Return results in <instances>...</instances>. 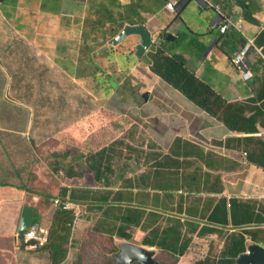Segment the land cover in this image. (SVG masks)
<instances>
[{
  "label": "crops",
  "instance_id": "obj_1",
  "mask_svg": "<svg viewBox=\"0 0 264 264\" xmlns=\"http://www.w3.org/2000/svg\"><path fill=\"white\" fill-rule=\"evenodd\" d=\"M176 1L177 11L173 12L168 4ZM214 1L167 0L166 4L163 0L117 2L119 7L126 10L131 8L136 14L148 18L145 25L149 27L153 37L155 34L160 37L165 32L173 34L174 38L169 41L175 42L186 34L182 30L192 34V37H188V43H192L189 54L187 50H177V54L186 59L187 66L195 72L196 77L213 91L210 94L211 101L215 102L214 109L218 115L210 114L191 101L180 100L176 104L169 102L165 108L168 111H174L175 105L180 108L191 105L192 121L185 124L188 122L185 117L162 119L170 127L162 132L171 135V147L166 153L147 154L146 158L149 156L153 168L150 175L146 171L142 172L139 166L135 175L129 177L133 173V163H127L123 171L117 168L115 161L118 156L110 145L105 148H109L111 158L108 157L109 160L102 163L101 169L98 167L99 172L98 169H89V164L82 158L85 156L83 154H77L79 159L85 160L80 163L79 168L68 162L69 152L62 156L58 153L48 155L61 157L65 162H59L61 168L55 170L56 175L52 174L54 177L50 175V181L54 180V183L39 190L27 183L10 182L13 175L19 178L22 172H32V168L21 164L22 168L12 166L13 154L9 146L0 140L5 155L10 159L9 166L4 169L6 181H0V222L5 218L13 222L5 230L0 226V264H75L80 252L73 255V251L84 245L90 232L114 237L119 244L130 242L153 249L158 257L164 255V250L159 246L166 241L163 239L166 236L163 230L167 227H171L167 234L171 244L178 243L180 238L186 242L192 232V244L188 249L191 251L195 244L214 240L221 232L227 233L226 247L232 238L240 241L241 236L246 238L247 250L254 244L264 247V29L261 25L264 0ZM1 2L4 0H0ZM70 2L76 3L75 0H60L59 7L56 8L51 3L45 5L41 0H16L10 3L11 7L0 6V46L4 53L3 60L0 59V119L5 120L2 125L14 124L7 122V119L15 118V113L22 120L19 125L24 127L37 126V118L38 122L43 120L38 126L45 125L50 129L53 125L63 123L61 120L57 121L60 118H57L56 113L51 112L53 105L45 94L40 99H26L22 92L14 91V87L18 86L14 85V77H25L28 69L33 70L28 72L35 74L36 67L34 64L25 65L27 60L14 62V58L8 59L13 55L21 56L24 50L16 48L7 53L15 45L9 43L7 36L11 27L15 30H33L29 37L34 42L38 39L46 41L51 30L60 31L62 27L70 25L72 20L68 17H72L78 25L82 22L80 16L85 15L83 5L78 10L70 7ZM243 4L250 6L249 10L260 22L245 20ZM216 6L226 16L240 20L247 38L253 39L255 46L261 49L260 52L252 50L248 75H243L219 48V33L214 27L218 15ZM58 13L64 21L51 19L57 18ZM38 16H42V20L46 22V33L40 35L43 37L37 33L40 27L31 25L36 23ZM134 37L140 41V37ZM30 41L27 39V42ZM163 43L166 42L162 41L161 44ZM33 46L31 44V48ZM74 55L77 62H82L78 54ZM67 62L68 60H60L58 64L66 69ZM5 67L10 69L12 77L6 74ZM74 71L82 77L81 71ZM78 117L82 118L83 114H79L75 120ZM181 126H187L188 129ZM58 131L59 128L52 130L47 135L48 141ZM24 132L25 128L10 132L8 138L15 145H20L17 151L21 155L25 158L32 157L33 163L37 164L38 154L29 146L30 143L37 142L30 135L25 136ZM134 152L137 155L130 157V162L134 158L139 162L143 159V154H146L139 150ZM156 159L161 162H156ZM57 163L54 160L49 165L54 167ZM59 172L61 179L57 176ZM21 178L23 180V176ZM55 199L71 203L72 209L64 211L56 208ZM130 205L144 211L146 214L140 212V216L148 218L155 214L149 213L150 207H158L157 214L163 225L157 224L154 229L157 231L154 245H147L146 242L141 244L136 240L123 241L117 233L119 230H130L133 219L129 212H116L114 206H123L125 209ZM25 207L34 209L35 225L46 226L50 230L48 244L41 249H28L17 237ZM171 217L174 219L170 225ZM176 222H180L178 229L175 227ZM153 231L147 236L152 235ZM189 253L187 251L182 256L179 252L178 264L188 261Z\"/></svg>",
  "mask_w": 264,
  "mask_h": 264
},
{
  "label": "rangeland",
  "instance_id": "obj_2",
  "mask_svg": "<svg viewBox=\"0 0 264 264\" xmlns=\"http://www.w3.org/2000/svg\"><path fill=\"white\" fill-rule=\"evenodd\" d=\"M15 1L4 0L0 3V6L11 7L10 3ZM34 1L39 2V0ZM59 1L41 0L45 5L51 3L56 8L59 7ZM75 2L77 4L70 2V7L78 10L83 7L85 15L84 17L79 15L82 22L76 25L74 19L68 17L72 20L70 25L67 28L62 27L60 31L57 29L51 30L46 41L38 39L34 42L29 37V33L33 30H15L11 27L8 30L7 39L9 43L15 45L10 47L7 53L16 48L24 50L21 56L13 55L8 59L14 58V62L27 60L24 63L25 65L34 64L36 67L35 74L28 72L31 70L28 69V74L25 77H14L16 78L14 85H18L14 87V91L22 92L26 99H40L45 94L51 102L50 104L53 105L51 112L56 113L57 118H60L57 121L61 120L63 122L59 123V126L53 125L50 129L49 126H38L43 122V120L38 122V118L36 119L37 126L24 127L19 125L22 120L18 118L17 113H15V118L7 119V122L14 123L9 126L2 125L1 123L5 120L0 119V140L9 146L13 154L12 166L22 168L21 165H29L32 168L30 169L32 172H22L19 178L13 175L14 177L10 180L11 183H27L35 189H46L54 183V180L50 181V178L56 175L57 170L55 171V168L59 170L61 168L58 163L65 162L61 157L48 155L58 153L62 156L69 152L68 158H70V161L68 162L74 163L75 167L79 168L80 163L85 162V160L79 159L77 154L88 157L91 152H97L110 145H112L118 156L115 161L117 168H125L127 163H133L131 165L133 173H130L129 177L135 175L134 173L139 166L142 172L146 171L145 173L150 175L153 168H151L149 156L148 159L146 158L147 154L166 153L170 151L171 147L169 143L172 140L171 135H165L162 132L170 127L162 119L185 117L188 121L185 124H188L190 120L192 121L191 105L190 107L184 105L182 108L175 105L174 111L165 109L168 107L169 102H175L176 104L180 100H191L180 91L173 89L170 84L157 75L153 71V64L151 63L153 55L160 53V46H163L165 52L169 55L171 53L177 54V50H187L188 53V50H192V43H188V37H192V34L182 30V33L186 34L181 39L175 42H168V39H166V43L163 44H161L163 39L155 34L154 41L156 45L152 47L147 56L139 59L136 55L137 46L140 42L139 38L136 39L134 36H130L117 45L111 44L112 39L124 29V27L121 29L120 26L129 15L128 10L118 6V0H115V3L114 0H75ZM213 2L215 1L213 0ZM163 3L166 4L167 0H163ZM119 13L120 15H118ZM142 18L141 23L145 25L148 18L143 16ZM51 19L58 22L64 21L61 14L57 15V18L52 17ZM96 21L101 25L95 27L94 23ZM45 24L46 22L42 20V16H38L36 23L31 25L37 28L40 27L37 30L40 36L46 33L44 30ZM25 38L26 41H24ZM27 39L31 40L30 43L27 42ZM31 44L34 45L32 48ZM61 52L64 54H60ZM74 54H78L82 58V62H77ZM3 57L4 53H2L0 46V59L3 60ZM60 60L63 62L68 60L66 69L58 64ZM5 68L6 74L12 77L10 69ZM13 69H15V66ZM74 70H77L78 73L81 71L82 77L76 74ZM32 75H35V77ZM146 93L150 95L148 101L145 99ZM27 94H31V96ZM81 99L83 103H81ZM81 113L83 117H78L75 120V117ZM72 123L74 124L70 126ZM181 127L188 129L187 126ZM24 128V135H30L37 142H29L31 149H35L38 154L37 164L33 163L32 157L25 158L21 155L17 151L20 145L18 143L15 145L14 141L8 138L10 132L22 131ZM57 128H59V131L48 141L47 135ZM131 148H135V150ZM22 150L29 149L22 148ZM137 150L146 154H143V159L141 158L139 162H136L135 158L130 162V157H135L137 154L134 151ZM4 152L5 149L0 144V175L2 176L0 181H6V171L4 169L10 163V159ZM54 160L58 162L57 165L50 167L49 163ZM156 162L161 161L156 159ZM141 169L139 168V173ZM166 173L170 174L168 171ZM50 175L52 176L50 177ZM57 176L60 179L62 177L60 172ZM55 207L63 210L61 205ZM114 209L116 212H129L133 219V226L130 230L117 231L123 241L136 240L141 244L147 241L156 242L157 231L154 229L157 224L163 225L157 214V206L152 205L150 207L149 213H155L150 218L140 216V212L142 214L146 213L131 205L125 209L123 206H114ZM173 219L174 217L170 218V225ZM179 223L176 222L175 224L177 229L180 228L178 227ZM11 224L13 222H10L7 218L0 222L3 230ZM170 230L171 227L163 230L166 235L165 238H167ZM151 231H153L152 235L147 236ZM91 233L93 232L88 235ZM226 234L221 232L219 237L214 240L201 241L193 246L192 251L188 250L192 244V232L190 239L186 242L182 238L179 239L178 243L180 245L178 243L171 244L169 240L164 241L163 244L166 247L169 245L178 248L186 246L184 251L190 253L188 254V261H185L184 264H218L222 259L229 257L225 252ZM122 243L130 242H121L120 244ZM88 247L90 248L81 245L79 249L73 251V255L81 252V259L84 264H106L103 261L104 256H100L99 260L92 251L96 252L99 248L101 252H106L108 248L97 247L96 242L90 243ZM181 255L184 254L181 253ZM171 257L167 258L164 255L160 259L161 262L166 261L168 264H177ZM76 260H79L78 256ZM222 264H227L226 260H223Z\"/></svg>",
  "mask_w": 264,
  "mask_h": 264
},
{
  "label": "trees",
  "instance_id": "obj_3",
  "mask_svg": "<svg viewBox=\"0 0 264 264\" xmlns=\"http://www.w3.org/2000/svg\"><path fill=\"white\" fill-rule=\"evenodd\" d=\"M115 3V0H114ZM244 3V2H243ZM249 7H246L243 4V13L245 20L251 23H258L260 22L259 19H256L254 17V14L249 10ZM129 12L127 15V18H125L124 23L120 26L121 29L125 27L127 24L130 25H138L143 24L142 21V15L136 14L133 9L128 8ZM134 14V15H132ZM120 15V13L118 14ZM138 15L139 17H137ZM233 17V16H232ZM135 18V19H133ZM118 22V21H116ZM98 25H101L98 21L94 23L95 27H98ZM120 29V30H121ZM219 33V32H218ZM170 35V34H169ZM167 33L163 32L160 35V38L165 41L168 36ZM169 42V40H168ZM219 48L232 60L233 57L242 51L243 47L247 44V41L245 37L237 32L235 29H230L226 34H219ZM160 53L154 54L151 60V63L153 64V71L159 75L161 78H163L168 84H170L173 88L183 93L191 102H194L197 106H199L201 109L209 112L210 114L217 115V111H215L214 106L215 102L211 101V92H213L209 86L202 83L197 77L195 72H193L186 64V60L184 57L175 54L169 55L165 52L163 46H160ZM253 51L250 52V54L247 56L249 61V56L251 55ZM109 148H105L101 150L99 153H93L91 152L88 157L82 156V158H85L86 162L89 164V168L92 170L98 169V167L101 169L103 167V162L105 160H109ZM60 164V163H58ZM123 171V168H120ZM55 170H59L55 168ZM100 170L98 169V172ZM97 172V173H98ZM73 176V175H72ZM98 178H101V175H98ZM237 236V235H235ZM157 238V234H156ZM164 240H168V238H163ZM151 240V239H150ZM240 241H237V239L234 237L232 238L231 242L229 243V246L226 247V254H228V258L222 259L220 264H222L223 260H226L227 264H235L236 259L246 253L247 247H246V238L241 236L239 238ZM256 241V240H255ZM96 242L97 247H106L108 250L106 252H101L99 248L96 252L92 251L94 255L100 260V256H104V260L106 264H116L115 256L117 253L121 251L120 244L116 242L114 237H108L103 235H94L90 234L88 238L86 239V243L84 244L85 247L88 249L90 247V243ZM242 242V243H241ZM147 245L151 243V246L154 245V241H147ZM95 245V244H93ZM92 245V246H93ZM113 248H110V247ZM159 248L164 250L165 257L172 256L173 259L176 261V263H179V252L182 254L185 253L186 246H182L181 250L177 246H171L169 245L166 247L164 244L160 245ZM175 253V254H174ZM174 254V255H173ZM161 255V256H164ZM176 255V256H175ZM161 256H158V259L161 261ZM178 256V257H177ZM171 257V258H172ZM79 260L76 261L75 264H84L82 261V253L80 252L78 256ZM163 264H168L166 261H162ZM134 264H138V262H135Z\"/></svg>",
  "mask_w": 264,
  "mask_h": 264
},
{
  "label": "water",
  "instance_id": "obj_4",
  "mask_svg": "<svg viewBox=\"0 0 264 264\" xmlns=\"http://www.w3.org/2000/svg\"><path fill=\"white\" fill-rule=\"evenodd\" d=\"M130 36L140 37L136 55L142 59L155 45L154 37L149 27L144 24L126 25L124 29L112 39L111 44L117 45ZM174 35L170 34L168 40H172ZM149 93H146L147 100ZM34 209L25 207L22 212L18 231L22 233L28 230L33 223ZM121 251L116 254V264H163L157 259L156 251L133 243L120 244ZM235 264H264V247L258 244L251 245L245 254L239 256Z\"/></svg>",
  "mask_w": 264,
  "mask_h": 264
},
{
  "label": "built area",
  "instance_id": "obj_5",
  "mask_svg": "<svg viewBox=\"0 0 264 264\" xmlns=\"http://www.w3.org/2000/svg\"><path fill=\"white\" fill-rule=\"evenodd\" d=\"M178 2H170L168 4V8L176 12L177 11ZM212 6V5H211ZM217 9V19L214 25L215 28L218 29L219 34H226L230 29H235L237 32L241 33L244 37L247 38L246 33L243 31V27L241 21L234 19L233 17L226 16L221 12L219 6H216ZM261 25L264 29V17L261 19ZM252 50H256L258 52L261 49L257 48L254 44V40L247 38V44L243 47L242 51L237 53L233 59L232 63L236 66L243 75L249 74V61L248 55ZM55 205H61L60 200H55ZM64 209L70 208L68 204L64 205ZM49 230L47 228H34L28 231L25 235L20 236L22 242L27 245L29 248H36L38 246H44L47 243Z\"/></svg>",
  "mask_w": 264,
  "mask_h": 264
},
{
  "label": "clouds",
  "instance_id": "obj_6",
  "mask_svg": "<svg viewBox=\"0 0 264 264\" xmlns=\"http://www.w3.org/2000/svg\"><path fill=\"white\" fill-rule=\"evenodd\" d=\"M247 39V38H246ZM155 45H156V43H155ZM148 55V53L146 54V56ZM55 200H57V199H55ZM55 200H54V205H55ZM61 202V201H60ZM66 204H68L69 206H70V208H68V209H64L63 207H64V205H66ZM55 206H57V205H55ZM61 206H62V208H63V210L64 211H66V210H70V209H72V204L71 203H69V202H61ZM36 223L34 222V223H32V226L28 229V230H26V231H24V232H22V233H19V231H18V233H17V237H18V239L21 241V243H23L22 242V240H21V238H20V236H22V235H25L28 231H30L31 229H34V228H47L48 230H49V228L48 227H46V226H40V225H35ZM49 234H50V230H49ZM49 234H48V239H49ZM48 239H47V243L44 245V246H38V247H36V248H29L27 245H25L24 243V245L26 246V248H28V249H35V250H37V249H41V248H43V247H45L47 244H48ZM134 244V243H133ZM249 249V248H248ZM248 251V250H247ZM246 251V252H247ZM245 254V253H244ZM157 256V255H156ZM241 256V255H240ZM239 258V257H238ZM237 258V259H238ZM157 259H158V257H157ZM236 259V260H237ZM159 260V259H158ZM160 261V260H159ZM236 263V262H235ZM220 264V263H219Z\"/></svg>",
  "mask_w": 264,
  "mask_h": 264
},
{
  "label": "flooded vegetation",
  "instance_id": "obj_7",
  "mask_svg": "<svg viewBox=\"0 0 264 264\" xmlns=\"http://www.w3.org/2000/svg\"><path fill=\"white\" fill-rule=\"evenodd\" d=\"M145 99L147 100L146 96H145ZM148 100H149V99H148ZM148 100H147V101H148Z\"/></svg>",
  "mask_w": 264,
  "mask_h": 264
}]
</instances>
